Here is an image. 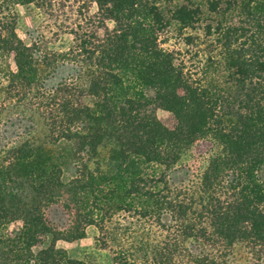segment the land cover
<instances>
[{"label":"trees","instance_id":"1","mask_svg":"<svg viewBox=\"0 0 264 264\" xmlns=\"http://www.w3.org/2000/svg\"><path fill=\"white\" fill-rule=\"evenodd\" d=\"M67 1L66 50L39 52L13 27L2 41L6 92L50 111L79 168L64 182L60 154L27 138L0 146V264H88L56 243L89 228L109 264H228L235 246L264 264V0H206L214 24L191 0ZM172 26L181 50L162 47ZM199 28L213 42L182 33ZM214 65L234 91L206 82ZM199 143L210 146L192 169L183 157Z\"/></svg>","mask_w":264,"mask_h":264},{"label":"rangeland","instance_id":"2","mask_svg":"<svg viewBox=\"0 0 264 264\" xmlns=\"http://www.w3.org/2000/svg\"><path fill=\"white\" fill-rule=\"evenodd\" d=\"M58 4L53 8L45 6L44 2L40 0H34L31 3H25L24 0H0V146H13L24 138L30 141L37 142L47 149L54 151L56 154H60L63 158V181L68 182L72 179L76 170L79 168L74 165V161L69 159L68 146L56 143L52 139V132L50 130V120L52 115H49L47 109H41V111H33L34 108L30 103L31 97L27 99H16L11 97L9 92H6L5 87L8 85L5 77L9 72L15 71L13 63V55L7 52H3L2 41L7 39L8 32L11 27L14 30L17 38L26 45L34 44L39 39L42 43L39 45L38 51L47 52L61 49L64 51L70 44L71 37L65 34L67 31H57L58 26L71 27L73 24L72 15L70 14L71 7L68 1L59 0ZM178 4L186 2V0H175ZM194 4L201 6L204 11L203 23L214 24V20L218 16L209 14L205 9L206 0H191ZM72 3V2H71ZM72 11L75 13L78 8V4L72 3ZM80 6V5H79ZM83 12H88L90 15H96V7L94 4L84 6ZM58 16V17H56ZM65 24V25H64ZM109 29L113 24L106 23ZM182 33L192 34L193 36H199L203 41L208 43L213 42L214 37H204V33L199 28L195 31H184ZM181 35V34H180ZM166 39L163 44V48L168 50H181V37L179 36L176 27L169 28V32L165 34ZM163 40V39H162ZM209 49H213L212 56L220 59V49L215 48L213 45ZM187 59V58H186ZM221 63V62H220ZM222 64V63H221ZM46 78L47 85H50L52 78L48 74ZM208 84L218 85L230 92L235 90V86L228 80V73L223 66L214 65L209 71V77L206 81ZM83 103H88L89 99L82 98ZM36 108V107H35ZM158 120L167 128H173L175 121L173 116L165 111L158 110L156 112ZM209 143H199L194 146L192 150L188 151L183 157V164H186L192 169H197L203 162L201 155L208 147ZM206 152V151H205ZM15 229L14 226H9V230ZM99 234L95 228H89L86 232V237L73 242L58 241L56 248L65 251L71 258L83 261L88 264H109L111 254L102 249L95 239ZM254 258L248 254V251L242 246H235L232 255L229 257L228 264H254ZM138 264H141L140 262Z\"/></svg>","mask_w":264,"mask_h":264}]
</instances>
